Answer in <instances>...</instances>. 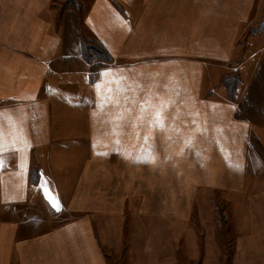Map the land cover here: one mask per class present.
I'll return each instance as SVG.
<instances>
[{"label": "crops", "instance_id": "obj_1", "mask_svg": "<svg viewBox=\"0 0 264 264\" xmlns=\"http://www.w3.org/2000/svg\"><path fill=\"white\" fill-rule=\"evenodd\" d=\"M67 1L0 0L2 203L21 204L34 187L35 150L53 141L59 65L83 60V36L113 57L92 80L73 216L31 235L0 221V264H110L96 220L125 223L131 201L136 224L165 229L170 264L182 247L189 257L196 208H241L231 262L264 264V31H251L262 1L88 0L82 20Z\"/></svg>", "mask_w": 264, "mask_h": 264}, {"label": "rangeland", "instance_id": "obj_2", "mask_svg": "<svg viewBox=\"0 0 264 264\" xmlns=\"http://www.w3.org/2000/svg\"><path fill=\"white\" fill-rule=\"evenodd\" d=\"M261 1V17L251 26L254 34L264 29V0ZM87 2L88 0H75L71 4L83 16ZM242 43L247 45L246 42ZM96 65L97 62L88 63L85 60L66 61L59 65L54 81H51L49 91L54 119L53 141L36 149L33 155L32 168L40 172V182L29 189L27 199L21 204L7 205L0 201V221L16 219L20 223L21 234L31 235L51 229L73 216L67 207V197L73 187L75 174L85 157V109L91 100L92 80L100 68L95 67ZM233 71V75L225 80L231 87H235L234 82L237 80L236 70ZM261 169H264V164L257 167V172L262 173ZM215 204L217 206L213 214L211 209H204L201 213L198 208L194 210L190 224L189 257H183V247L180 248L174 255L177 256L179 264H232V225L239 217L237 214L241 208L228 209L223 207L222 201H216ZM133 205L134 201H131L127 207L128 218L125 223L110 221L102 226L100 220H96L99 240L110 264H170L172 256H168L166 252L168 235L165 229L154 235L143 220L136 224L133 221L136 214ZM214 231L217 234L220 255L217 251L209 250L212 237L204 240L208 238V233ZM205 232H208L207 235H203Z\"/></svg>", "mask_w": 264, "mask_h": 264}, {"label": "trees", "instance_id": "obj_3", "mask_svg": "<svg viewBox=\"0 0 264 264\" xmlns=\"http://www.w3.org/2000/svg\"><path fill=\"white\" fill-rule=\"evenodd\" d=\"M73 1L75 0L67 1L66 5H70ZM78 11L81 13L79 9ZM82 18L83 16L80 15V20H82ZM82 49H83V52H82L83 60H85L88 63L97 62V65L95 67H101L113 61V57L111 53L97 39L83 36L82 37ZM231 91L234 92V87L233 89H231ZM40 176H41L40 172L37 169L32 168L31 173H30L31 184L33 185L39 184Z\"/></svg>", "mask_w": 264, "mask_h": 264}]
</instances>
